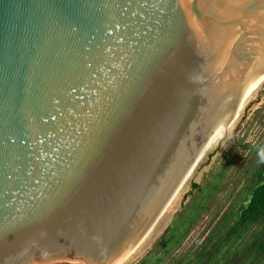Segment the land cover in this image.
Listing matches in <instances>:
<instances>
[{
  "label": "water",
  "instance_id": "1",
  "mask_svg": "<svg viewBox=\"0 0 264 264\" xmlns=\"http://www.w3.org/2000/svg\"><path fill=\"white\" fill-rule=\"evenodd\" d=\"M264 60V0H0V264H117Z\"/></svg>",
  "mask_w": 264,
  "mask_h": 264
},
{
  "label": "rangeland",
  "instance_id": "2",
  "mask_svg": "<svg viewBox=\"0 0 264 264\" xmlns=\"http://www.w3.org/2000/svg\"><path fill=\"white\" fill-rule=\"evenodd\" d=\"M240 143L250 144L253 147L244 150L239 146ZM263 143L264 84L252 95L234 119L225 139L215 145L216 147L202 160L189 180L186 190L177 197L174 206L167 213L164 222L129 264H137L146 257L173 221L184 217L191 202L201 195L199 186L205 188L211 182L210 188H212L216 180L219 181L216 183L212 199L191 232L171 255L164 254L165 251H162L158 256L160 262L166 263L167 257H184L195 250L215 229L221 227L223 222L226 221L225 226H229L246 199V189L258 164L257 150L264 147ZM215 173L216 176L212 179ZM261 229L262 225L252 227L245 238L236 245V249L241 250L242 246ZM50 264L76 263L62 261Z\"/></svg>",
  "mask_w": 264,
  "mask_h": 264
},
{
  "label": "trees",
  "instance_id": "3",
  "mask_svg": "<svg viewBox=\"0 0 264 264\" xmlns=\"http://www.w3.org/2000/svg\"><path fill=\"white\" fill-rule=\"evenodd\" d=\"M239 146L244 150L253 147L243 143ZM215 176L216 173L212 179ZM217 181L212 188L211 182L205 188L199 186L201 195L191 202L184 217L174 220L154 248L137 264H162L158 257L162 251L171 255L177 250V246L203 215V210L215 192ZM246 192V199L229 226L226 227V221L223 222L221 227L215 229L195 250L184 257H167L168 260L164 264H264V164H257ZM256 225H262L261 231L253 235L241 250L236 249V245Z\"/></svg>",
  "mask_w": 264,
  "mask_h": 264
},
{
  "label": "bare ground",
  "instance_id": "4",
  "mask_svg": "<svg viewBox=\"0 0 264 264\" xmlns=\"http://www.w3.org/2000/svg\"><path fill=\"white\" fill-rule=\"evenodd\" d=\"M264 84V60L254 71L251 77L243 85L239 102L233 104L227 109L221 111L215 121L213 122L210 130L205 135L201 145L196 151L193 159L183 172L178 183L174 187L165 203L162 205L160 211L154 218L150 228L146 233L134 244V246L123 256L117 264H129L133 261L139 252L145 247L150 238L159 229L164 222L167 213L174 206L177 197L181 195L187 188L188 182L195 173L196 169L206 157V155L217 145L221 140L225 139L234 119L245 107L247 101L252 95Z\"/></svg>",
  "mask_w": 264,
  "mask_h": 264
},
{
  "label": "clouds",
  "instance_id": "5",
  "mask_svg": "<svg viewBox=\"0 0 264 264\" xmlns=\"http://www.w3.org/2000/svg\"><path fill=\"white\" fill-rule=\"evenodd\" d=\"M258 163L264 164V147L257 150Z\"/></svg>",
  "mask_w": 264,
  "mask_h": 264
}]
</instances>
